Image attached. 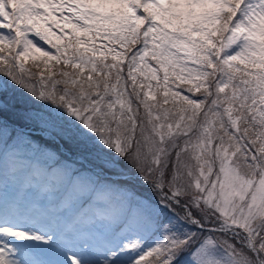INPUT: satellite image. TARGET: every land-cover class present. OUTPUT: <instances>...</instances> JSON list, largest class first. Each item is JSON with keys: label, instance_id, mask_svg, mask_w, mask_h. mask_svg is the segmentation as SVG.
Segmentation results:
<instances>
[{"label": "snow or ice", "instance_id": "6c2138e0", "mask_svg": "<svg viewBox=\"0 0 264 264\" xmlns=\"http://www.w3.org/2000/svg\"><path fill=\"white\" fill-rule=\"evenodd\" d=\"M0 73L22 90L0 111L91 156L99 200L131 203L101 181L128 174L174 212L154 246L94 261L0 200V264H264V0H0Z\"/></svg>", "mask_w": 264, "mask_h": 264}, {"label": "rangeland", "instance_id": "374dc122", "mask_svg": "<svg viewBox=\"0 0 264 264\" xmlns=\"http://www.w3.org/2000/svg\"><path fill=\"white\" fill-rule=\"evenodd\" d=\"M21 93L22 90L9 77L0 73V96L12 99L20 97ZM28 100L29 103L24 107L33 112L47 116L51 111V106H45L42 101L35 100L31 96H28ZM21 113L20 106L7 107L0 111V119H2L0 162L4 157L6 161L4 173H0L2 178L0 200L17 201L33 220L49 228L53 227L52 229L56 227L58 234L71 238L72 243L69 247L73 250H79L82 244H87L89 258L94 261H103L106 258L108 241L109 248L118 249L121 244L129 240H138L144 247L154 246L161 240L164 234L162 225L170 220L174 222V212L160 203L159 195L150 185L139 180L129 182L128 174L105 172L101 176L102 182L125 188L133 194L134 200L131 203L120 200H99L95 185L88 186L79 182L80 177H94L96 166L92 157L82 153L74 144L57 135L54 130L45 128L38 122L26 120ZM25 139H30L33 143L24 144ZM39 151L46 157H50L49 154L57 155L61 160L53 175V183L49 184L50 173L45 171L42 172L39 180L32 183L33 178H31L20 189L19 185L23 182L22 176L25 174L22 171L23 165L33 162L34 154ZM26 153H29V156ZM18 158H24L25 162ZM120 172L125 173L126 170L122 167ZM33 176L36 178L37 174H32ZM48 185L49 190L43 195V188ZM31 188L33 189L30 191ZM65 189L69 191L60 205V215L56 219V211L50 203L57 200ZM17 190H20L19 195ZM91 197L93 202L88 208L93 210L92 217L85 219L84 226L74 232L67 231L63 224ZM88 208L83 210L78 219L88 211ZM78 219L76 222L80 221ZM123 222H126L123 230L115 236L113 233ZM37 252L41 259L54 258L45 245H39ZM129 254L135 255L134 252L130 253L126 250L121 258L127 259ZM62 257L61 255L58 258L63 259ZM148 259L151 260L152 257Z\"/></svg>", "mask_w": 264, "mask_h": 264}, {"label": "trees", "instance_id": "16d2710c", "mask_svg": "<svg viewBox=\"0 0 264 264\" xmlns=\"http://www.w3.org/2000/svg\"><path fill=\"white\" fill-rule=\"evenodd\" d=\"M30 66V65H29Z\"/></svg>", "mask_w": 264, "mask_h": 264}]
</instances>
